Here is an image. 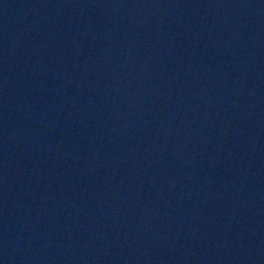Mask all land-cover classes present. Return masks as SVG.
Returning a JSON list of instances; mask_svg holds the SVG:
<instances>
[{"label":"water","instance_id":"water-1","mask_svg":"<svg viewBox=\"0 0 264 264\" xmlns=\"http://www.w3.org/2000/svg\"><path fill=\"white\" fill-rule=\"evenodd\" d=\"M0 264H264V0H0Z\"/></svg>","mask_w":264,"mask_h":264}]
</instances>
